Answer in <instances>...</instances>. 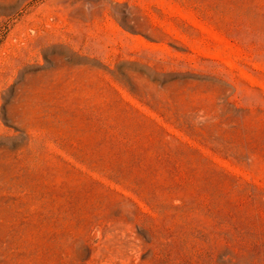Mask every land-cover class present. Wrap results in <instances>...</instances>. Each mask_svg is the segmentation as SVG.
<instances>
[{
    "label": "rangeland",
    "instance_id": "rangeland-1",
    "mask_svg": "<svg viewBox=\"0 0 264 264\" xmlns=\"http://www.w3.org/2000/svg\"><path fill=\"white\" fill-rule=\"evenodd\" d=\"M0 264H264V0H0Z\"/></svg>",
    "mask_w": 264,
    "mask_h": 264
}]
</instances>
